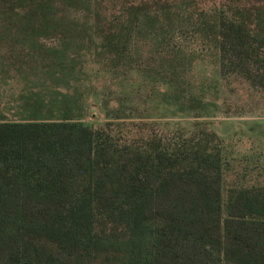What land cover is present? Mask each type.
<instances>
[{"label":"trees","instance_id":"trees-1","mask_svg":"<svg viewBox=\"0 0 264 264\" xmlns=\"http://www.w3.org/2000/svg\"><path fill=\"white\" fill-rule=\"evenodd\" d=\"M184 21L217 49L221 76L264 92V0H0L5 70L44 78L80 42L107 70L182 75L194 118H147L122 87L93 128L74 118L72 95L21 91L18 118L0 113V264H264V184L223 196L221 138L168 45ZM141 42L156 48L132 61Z\"/></svg>","mask_w":264,"mask_h":264},{"label":"rangeland","instance_id":"rangeland-1","mask_svg":"<svg viewBox=\"0 0 264 264\" xmlns=\"http://www.w3.org/2000/svg\"><path fill=\"white\" fill-rule=\"evenodd\" d=\"M67 12L72 20L78 22L77 26L84 23L79 7H67ZM180 25L183 27L178 26L172 32L168 45L177 51L176 61L181 62L191 90L206 99L207 112L202 118L221 138L223 196L229 186L264 184V92L236 77L221 76L217 49L203 39L191 26L192 23L184 21ZM39 42L47 46H64L58 38H42ZM68 48L70 51L74 48L81 50L74 53L72 59H67L62 69L37 71L48 73L44 78L32 76L28 80L18 77L13 70H5V60L0 59V113L5 118L16 119L20 115L19 105L24 101L20 98L21 91L50 88L72 95L71 105L77 109V114L74 111L75 119L93 128L105 127L107 119L101 101H112L118 89L124 87L132 91L134 103L145 110L147 118L162 115L155 119L167 123H189L194 119L182 103V92L176 84L183 79L182 75L169 83L155 73L134 68L107 70L94 55L85 53L80 42L71 43ZM155 48V45L141 42L133 51L132 61ZM39 82L37 85L44 87H32V83ZM91 99H96L97 105L93 106Z\"/></svg>","mask_w":264,"mask_h":264}]
</instances>
